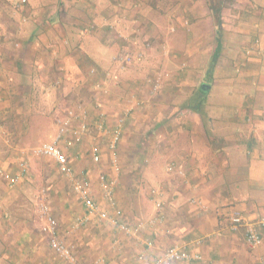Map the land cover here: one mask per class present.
I'll return each mask as SVG.
<instances>
[{"label": "crops", "instance_id": "crops-1", "mask_svg": "<svg viewBox=\"0 0 264 264\" xmlns=\"http://www.w3.org/2000/svg\"><path fill=\"white\" fill-rule=\"evenodd\" d=\"M159 1L145 4L173 18L171 33L163 36L161 21L146 16L154 26L137 38V7L124 9L117 0H27L19 7L21 0H0V129L12 135L8 110L19 136L23 110L34 120H27L23 139L31 147L29 170L12 186L9 179L20 173L25 156L0 133V167L8 175L0 176V264H70L42 230L38 204L45 201L81 264H150L173 245L200 254L202 264L264 261V226L262 243L253 248L246 226L232 228L226 216L230 206L255 220L264 215V0H173L152 9ZM89 25L95 27L86 33ZM119 32L130 36L119 42ZM125 53L133 62L121 68ZM213 90L216 96L207 99ZM76 102L95 120L106 112L110 124L131 108L118 175L106 134L72 143L68 153L75 170H86L102 209L135 234L96 217L72 231L83 204L58 164L32 152L29 142L47 143L41 109L50 106L58 126L57 117ZM154 129L161 138L158 158L140 146L141 139L156 137ZM142 152L149 155L144 160ZM171 163L186 178L168 172ZM102 176L118 178L114 204L104 197ZM192 198L204 200L208 210ZM155 199L163 200L164 220L150 225L158 213Z\"/></svg>", "mask_w": 264, "mask_h": 264}, {"label": "built area", "instance_id": "built-area-1", "mask_svg": "<svg viewBox=\"0 0 264 264\" xmlns=\"http://www.w3.org/2000/svg\"><path fill=\"white\" fill-rule=\"evenodd\" d=\"M26 2L27 0H21V2L18 3V7L22 4H25ZM94 27V25L87 26L85 28V32L91 33ZM120 59L121 68L133 62L132 56L129 53L123 54V57ZM92 72H96V69L94 68ZM158 85L159 84L155 85V89H157ZM130 110L131 108H128L126 111H124V114L117 118L114 124H110L106 112H99L95 120L93 119V114L84 103L76 102L69 106L63 114L57 117L56 120L59 129L54 139L32 149V152L35 156L50 158L58 164L61 170L69 178L70 185L75 195L84 206L85 213L75 218V221L71 227L72 231L81 228L93 217H96L99 221H109L125 234H135L133 233L134 231H132L130 226L120 221L118 217L111 216L108 211L102 209L99 202H97L94 198V190L86 170H75L71 166V159L68 153V147L72 143H79L90 136L98 139V137L106 134L109 137L108 146L111 155L112 167L114 172L118 175L120 170V144L124 134L125 120L128 117ZM93 159L95 161L100 159L97 148L93 149ZM20 169L21 170L19 174L9 179V184L11 186L16 184L22 176L27 174L29 169L28 161L25 159L21 160ZM167 170L168 172L177 171L179 175L186 178V171L182 168H179L175 163H171L167 167ZM0 176H8L7 172L2 167H0ZM101 178L104 197L114 204V196L117 190L118 178L113 177L109 180L106 178V176H102ZM152 194L154 196L157 195L156 190H153ZM191 202L197 205L203 211L208 210V205L200 198H192ZM155 204L158 213L156 217L150 220V225H154L164 220L163 200L155 199ZM1 209L2 206L0 204V210ZM227 210L226 216L231 227L237 228L241 225H245L247 244L253 248L259 246L262 243V235L259 228L264 226V215L255 220L249 218L246 212L238 207L230 206L227 208ZM38 214L40 216L39 218L42 220V230L51 236V246L55 249V251L67 259L70 264H81L76 259L72 248L68 245L66 240L59 236V222L54 214H52L50 211V207L46 202H41L39 204ZM200 260V254L191 253L183 248V246L173 245L164 250V252L158 255L150 264H202L199 262ZM97 264L108 263H106L104 260H99ZM208 264L221 263L211 262ZM261 264H264V261Z\"/></svg>", "mask_w": 264, "mask_h": 264}, {"label": "rangeland", "instance_id": "rangeland-1", "mask_svg": "<svg viewBox=\"0 0 264 264\" xmlns=\"http://www.w3.org/2000/svg\"><path fill=\"white\" fill-rule=\"evenodd\" d=\"M148 0H132V4L130 3H126L125 1H123V0H120V1H118L117 0V2H121V3H123L124 4V6L122 7V8H124V9H126V8H128V9H130V7L131 8H133V7H137L136 9H140V11H136V9H134L133 8V10L135 11V13L136 14H134V17H137V18H134L133 19V22H134V20L136 21L135 22V24L136 23H138V31L136 32V30H134L135 31V34H136V36H137V38H138V34L137 33H139V31H142L143 30V37H144V33H146L147 31L149 32L152 28H153V26H154V24H153V26H152V28L150 27V25L151 24H149V21H147V20H145L144 19V17H149V18H154V19H156V20H158V21H161L160 23H161V31H162V35L163 36H165L167 33V29H168V34L169 33H171L170 32V29H171V27H170V24H173V18H170V15L168 14V16L167 15H162V14H156V13H152V11L149 9V7L148 6H146V2H147ZM173 0H160L159 2H157V3H155V5L156 6H153V8L152 9H157V6L158 7H160L161 9H162V5H166V4H168V2L169 3H173L172 2ZM215 1H217V0H211V2H215ZM164 2V3H163ZM148 3V2H147ZM148 4H150V3H148ZM143 13V14H142ZM165 17V18H164ZM135 27L137 28V26L135 25ZM126 34V33H125ZM140 34H142V33H140ZM126 36H130V34H126V35H123V34H121V32H119L118 33V36H116V39L119 41V42H121L122 40H124L125 38H127ZM124 37V38H123ZM126 40V39H125ZM137 40V39H136ZM109 59V57L107 56H104V60H108ZM161 69V68H160ZM132 80V79H131ZM216 92H217V90H213L212 92H211V94H210V96L209 97H207V99H210V97H212V95H215L216 94ZM216 96V95H215ZM214 98V97H213ZM207 99H205V100H207ZM217 99H223V97H221V98H217ZM51 103V101L50 102H48V104H50ZM51 107L50 106H47V104H46V106H45V108H43V109H41V115H43L46 119H48V124H47V128H46V131H45V133L42 135V140H44L45 142H48V141H52L54 138V135H56L55 133H57L58 132V126L56 125V123L54 122V120L51 118V116H50V111H51V109H50ZM24 111H25V113H24ZM34 110H30V112H33ZM40 112V111H39ZM41 115H40V118H36V123H42L41 121H42V119H41ZM6 116H7V127H8V129H9V131L12 133V135L11 134H9V132L8 131H6V129H4V128H2L1 127V129H0V133H1V135L4 137V140H5V142L6 143H8V144H10V145H14V144H18V149L21 151V154L23 155L24 154V156H25V159H26V156H27V153H29L30 151L29 150H31V147L30 146H28L27 144H25V142H24V140L23 139H25V129L27 128V124H26V122H27V120H29V121H31V122H33L34 120L28 115V110L26 109V110H23V113H21V122H22V125H21V129H22V131H23V133H22V135L23 136H19L18 134H19V131H20V126L18 127V128H15V121H16V119H15V117H14V115L10 112V110H8V112H6ZM28 116L30 117L29 119H28ZM20 118V117H19ZM11 121H12V123H14V125L13 124H11ZM37 124V125H38ZM35 125V124H34ZM36 125V126H37ZM57 126V127H56ZM44 128H45V126H43ZM42 128V126H40V129ZM36 129L39 131L40 129L39 128H37L36 127ZM149 130H150V128H149ZM159 131L158 130H156V129H154V132L153 133H156V137H153V136H150V137H147L146 139L145 138H143V139H141L142 140V145H140V146H144V147H146L147 149V152H149V153H152V154H154L153 156H155V154H156V156L157 157H155V158H158L159 156H160V151L158 150L159 149V144H160V140H157V139H161L158 135H157V133H158ZM146 133V135H150L149 133H148V131L147 132H142V134H145ZM164 133V132H163ZM53 138V139H52ZM156 138V139H155ZM164 138V137H163ZM39 140L40 139H38V140H36V141H34V142H29V143H31V145L32 146H34V148L35 147H37L38 145L37 144H39ZM166 140H167V138H166ZM4 143V142H3ZM27 143V142H26ZM5 144V143H4ZM146 144H152L153 145V148H151V147H147L146 146ZM6 145V144H5ZM19 146H24V148H22V147H19ZM154 146H156V147H154ZM22 148V149H21ZM163 148H165V147H163ZM143 150V149H142ZM163 151H165V150H163ZM143 153V152H142ZM149 155H147V154H145V153H143V157H141V159H143L144 160V158L146 159L147 157H148ZM37 158H41V160L42 159H45L46 157H38V156H36ZM122 160V159H121ZM26 161H27V159H26ZM166 163H167V161H164L163 162V164L162 165H166ZM33 165H36V166H38L39 167V170L41 171V165H42V163L41 162H37V161H35V163H33ZM153 165L154 166H161V162H153ZM28 166H30V161L28 160ZM122 164H121V170H122ZM29 170V169H28ZM44 173V172H43ZM141 175L143 176V173H141ZM59 181H60V179H59ZM39 199L41 200V197L39 196ZM46 202V201H45ZM47 204H48V206L50 207V211L52 212V214H54L53 213V211H52V209H51V206L49 205V203L48 202H46ZM40 204V203H39ZM38 204V205H39ZM55 216V215H54ZM56 217V216H55ZM57 218V217H56ZM58 220V219H57ZM42 221V220H41ZM65 239V238H64ZM69 245V244H68ZM70 246V245H69Z\"/></svg>", "mask_w": 264, "mask_h": 264}, {"label": "trees", "instance_id": "trees-1", "mask_svg": "<svg viewBox=\"0 0 264 264\" xmlns=\"http://www.w3.org/2000/svg\"><path fill=\"white\" fill-rule=\"evenodd\" d=\"M213 11H214V8H213ZM96 69V68H95ZM97 70V69H96Z\"/></svg>", "mask_w": 264, "mask_h": 264}]
</instances>
